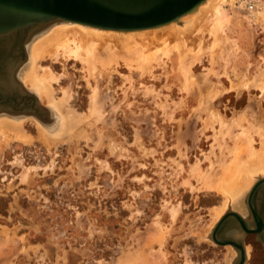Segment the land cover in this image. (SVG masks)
<instances>
[{
    "label": "rangeland",
    "instance_id": "1",
    "mask_svg": "<svg viewBox=\"0 0 264 264\" xmlns=\"http://www.w3.org/2000/svg\"><path fill=\"white\" fill-rule=\"evenodd\" d=\"M260 4L259 9L247 10L236 0L223 1L227 18L218 26L216 42L189 67L196 81L184 76L175 49L156 54L148 69L123 61L107 71L99 67L101 113L92 116L90 130L86 116L92 103V79L86 64L63 54L56 60L37 61L55 73L64 72L52 84L51 98H61V88H69L62 108L49 107L35 94L52 124L54 115L65 122L70 109L75 127L88 131L90 139L71 138L69 133L71 140L49 148L33 140L5 149L0 161V264H106L135 251L138 233L140 249L147 252L145 235L157 222L164 232L170 230L162 247L165 264L228 260L233 264L235 249L232 257L226 245L206 238L196 241L189 229L209 223L210 208L224 201L222 195L197 184L196 171L212 168L218 174L221 165L230 162L236 144L211 114L228 120L232 132L239 131L229 124L235 116L242 114L254 125L264 120V95L255 86L264 82V0ZM204 38L213 42L208 33ZM181 52L184 63L187 58L192 61V51L182 48ZM251 108L257 116H252ZM23 118L24 130L36 137L39 121ZM62 120H57L56 134L65 137L67 123ZM241 124L259 148V136L245 120ZM24 170H28L27 182L21 181ZM192 184L200 189L192 191ZM250 189L242 194L240 204L232 203L233 211L247 220L251 219L244 199ZM178 208L171 221L170 212ZM243 242L250 249L244 264H264V244L256 235L245 236ZM21 246L25 247L22 253L18 252ZM152 248L159 249L158 245Z\"/></svg>",
    "mask_w": 264,
    "mask_h": 264
},
{
    "label": "bare ground",
    "instance_id": "2",
    "mask_svg": "<svg viewBox=\"0 0 264 264\" xmlns=\"http://www.w3.org/2000/svg\"><path fill=\"white\" fill-rule=\"evenodd\" d=\"M223 1L224 0H205L198 5L196 9L181 16L177 20H173L155 28L136 31H116L87 27L75 23L54 22L38 34H35L26 45L29 59H27L25 65H22V69L17 72L18 77L25 85V88L31 90L35 94L37 93L38 97H41L44 104H48L49 107L52 108H62L68 96L69 88L62 87V97L57 100L51 98V96L53 93L52 84L58 83L64 76V72H62V74L55 73L47 65L36 64L37 61L40 62V60L48 58L56 60L59 55L63 54L66 57L73 56L75 59L86 64L88 76L92 79L90 84L92 88V103L89 107V115L86 116L87 130H90L93 121L92 116L98 113L100 109L97 100L98 79H96V75L102 74L101 69L107 71L113 64L117 66L120 61L130 63V67L135 64L136 67L134 68L148 69L149 62L156 54L162 52L170 53L175 49V51L180 52V64L182 65L184 76H192V79L196 81L194 78L195 76L190 74L189 67L191 63L193 65L194 59L199 56L203 50H210L216 42L215 35L218 26L227 18V14L222 6ZM206 33L213 36V42L209 43V41L204 38V34ZM5 46L4 48H9L8 45ZM204 47H207V49ZM182 48L192 51L191 62L187 58L184 63V57L181 52ZM183 63L186 65L183 66ZM4 67H6V63ZM4 76V81L0 82V84H4L5 90H11L13 92L12 79L8 74ZM255 86L260 89L256 88L263 96L264 82L257 81ZM254 109L251 108L250 110L252 116L255 117L258 112ZM60 110L61 109H59V111ZM110 110H113L112 105ZM67 111L68 112L64 115L66 119L65 122H63L61 115L58 117L54 115L56 121L62 120L61 123H67L66 128L64 127L65 137L56 134V132L51 133L49 130L51 128L50 126L45 128V130L40 126L39 122H36L38 135L32 137L22 126L23 117L25 116L0 115V161L3 158L5 149L16 142L29 144L33 140H40L49 148L50 144H63L65 141L71 140L72 137L77 139L80 137L90 139V133L88 131H80L75 127L77 123V121H75V116L70 109ZM99 113L101 112L99 111ZM211 117L215 123H219L221 128L225 129L229 135L236 139V144L233 147L234 151L230 162L227 164L223 163L221 165V171L218 174H213L211 172L212 168L207 172H202V170L198 169L195 173L198 185H202L206 190L215 191L224 198L222 205L210 208L211 219L209 223L200 228L191 227L189 229V234L199 242L205 238L206 241H210L209 233L211 230L219 223L226 212L234 210L232 203L236 202V204H240L242 194L253 186L254 180L264 179V120H261V123L258 122L260 125H254L246 120L242 114L238 117L235 116L232 119L230 118L233 123L230 122L229 124H235L239 131L232 132V130H230L232 126L228 125V120L226 121L217 113L211 114ZM243 120H245L250 129L259 136L261 142L259 148L254 146V140L246 128L242 126L241 122ZM69 133L71 138L67 139L69 136L67 134ZM27 172L28 170L22 172L21 181L27 182L29 180ZM190 187L192 191L200 189V187H196L193 184ZM253 201L258 204L262 202H260L259 197L255 196H253ZM178 211L179 208L172 209L170 212L172 216L171 221H173L178 214ZM79 219L80 218H78V220ZM233 220L234 219H232V221ZM78 223L80 222L78 221ZM6 231V229L2 231L5 237H7ZM167 231L164 232L162 226L157 222L154 226V230L148 231L145 235L149 245L146 249L147 252H143L140 249L139 242L142 239V235L138 233L136 236L137 249L135 251L121 254L117 259L106 264H165L167 261V254L163 251L162 247H164L166 233L169 234L170 230L168 229ZM234 232L236 231L232 230L231 227L227 230L228 234H233ZM152 245H158L159 249H153ZM36 247L34 248L36 249ZM226 248L231 252L232 257L237 255L234 247L226 245ZM248 249L249 247L246 248V254L248 253ZM24 251V246L18 249L20 253ZM228 261H226L225 264H231V261ZM86 264L104 263L101 261H94ZM187 264L190 263L187 261Z\"/></svg>",
    "mask_w": 264,
    "mask_h": 264
},
{
    "label": "water",
    "instance_id": "3",
    "mask_svg": "<svg viewBox=\"0 0 264 264\" xmlns=\"http://www.w3.org/2000/svg\"><path fill=\"white\" fill-rule=\"evenodd\" d=\"M204 1L0 0V82L8 74L14 89L13 92L5 90L4 84H0V115L33 117L45 128L50 126V132L57 131V121L52 124L48 110L38 103L34 92L22 85L17 73L28 59L26 45L35 34L52 23H75L116 31L144 30L177 20ZM5 45L9 48H4ZM263 192L264 179H258L246 195L245 203L251 220L236 211H228L210 232V239L216 245L234 247L237 257L233 264L246 261L245 236L255 234L264 244ZM253 196L259 197L261 204L254 202ZM229 227L236 231L235 234L227 233Z\"/></svg>",
    "mask_w": 264,
    "mask_h": 264
},
{
    "label": "built area",
    "instance_id": "4",
    "mask_svg": "<svg viewBox=\"0 0 264 264\" xmlns=\"http://www.w3.org/2000/svg\"><path fill=\"white\" fill-rule=\"evenodd\" d=\"M260 1L261 0H236V3L247 10H254L259 9L261 5Z\"/></svg>",
    "mask_w": 264,
    "mask_h": 264
},
{
    "label": "flooded vegetation",
    "instance_id": "5",
    "mask_svg": "<svg viewBox=\"0 0 264 264\" xmlns=\"http://www.w3.org/2000/svg\"><path fill=\"white\" fill-rule=\"evenodd\" d=\"M255 235V234H254Z\"/></svg>",
    "mask_w": 264,
    "mask_h": 264
}]
</instances>
